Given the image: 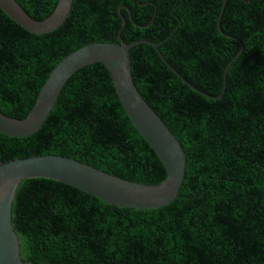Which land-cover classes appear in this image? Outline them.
Returning <instances> with one entry per match:
<instances>
[{
	"label": "trees",
	"instance_id": "trees-1",
	"mask_svg": "<svg viewBox=\"0 0 264 264\" xmlns=\"http://www.w3.org/2000/svg\"><path fill=\"white\" fill-rule=\"evenodd\" d=\"M14 1L36 21L57 3ZM120 29L125 44H156L176 73L211 97L220 94L229 64L224 92L205 98L150 46L132 48L137 91L185 153L179 198L140 211L52 180L22 181L11 220L23 262L264 264V0H73L64 24L43 35L26 32L0 10V113L23 120L65 57L89 44L117 43ZM44 155L138 184L165 179L98 63L67 80L38 132L0 134V164Z\"/></svg>",
	"mask_w": 264,
	"mask_h": 264
},
{
	"label": "water",
	"instance_id": "water-1",
	"mask_svg": "<svg viewBox=\"0 0 264 264\" xmlns=\"http://www.w3.org/2000/svg\"><path fill=\"white\" fill-rule=\"evenodd\" d=\"M72 4L73 0H57L53 12L43 21L31 19L14 0H0V10L26 32L43 35L64 24ZM120 19L124 27L125 21L121 16ZM151 22L152 20L148 25ZM216 28L222 34L219 22ZM121 29L117 35V43L89 44L65 57L49 73L31 110L23 120L11 119L0 113V134L9 138H27L38 132L54 108L67 80L83 67L98 63L108 72L114 92L130 124L161 163L165 179L158 185L138 184L106 174L73 159L54 155L16 159L0 164V264H27L21 258L11 220L12 202L22 181L52 180L112 207L140 211L160 209L179 198L178 192L185 173V153L177 139L137 91L131 75L129 52L140 44L150 46L183 84L210 100H217L222 96L229 64L223 72L220 94L211 97L191 86L176 73L163 59L156 44L143 40L125 44L120 37ZM241 50L240 46L236 57Z\"/></svg>",
	"mask_w": 264,
	"mask_h": 264
}]
</instances>
